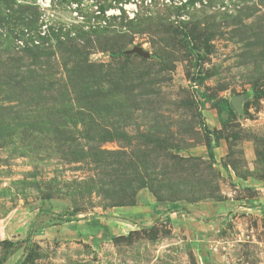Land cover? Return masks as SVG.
Masks as SVG:
<instances>
[{
    "label": "rangeland",
    "instance_id": "1",
    "mask_svg": "<svg viewBox=\"0 0 264 264\" xmlns=\"http://www.w3.org/2000/svg\"><path fill=\"white\" fill-rule=\"evenodd\" d=\"M138 195L183 224L98 246L60 227ZM226 195L263 209L264 0H0V264H264L179 212Z\"/></svg>",
    "mask_w": 264,
    "mask_h": 264
},
{
    "label": "crops",
    "instance_id": "2",
    "mask_svg": "<svg viewBox=\"0 0 264 264\" xmlns=\"http://www.w3.org/2000/svg\"><path fill=\"white\" fill-rule=\"evenodd\" d=\"M246 203L248 202H243L226 195L223 201L213 202L204 200L195 204L191 203L187 206L186 210L179 212H181V215L187 214L188 219H186L185 222L187 226H189L188 223L193 222L200 226V229H205V232L196 230L194 233L198 235V237L205 236L204 239L206 241H211L213 250L215 249L217 251L219 244H221L223 248H227L229 244L239 245L241 242L249 240L252 243H256L259 250H261L260 252H263L262 245H264V239L260 236V232L263 228L262 222L264 224V206L262 210H257L252 207V210L250 209L248 211L245 210L246 212H242L245 209L243 206H245ZM165 208L166 206H163L162 203L156 201L151 196L146 195L142 197L138 195L134 205H123L110 208L105 211V215L103 216L88 220L70 221L65 223L66 226H63L65 225L63 224L60 225V227L71 230L69 232L71 235L69 238L82 239L93 246H98V243L101 241L105 243L107 241L109 242L115 236L125 235L137 226L146 227L153 223H157L163 220L164 217H171L175 231H177L176 227L183 223L179 222V224H176L174 215L177 214V212L170 210L165 211ZM157 210L160 211L157 212ZM232 210H239L238 215L232 218L234 226L233 231H230V233L233 237L223 239V218L220 215L224 211L230 212ZM198 211L200 213L204 212L203 216L205 215L208 218H206L205 221L200 220ZM188 233L190 232L188 231ZM63 235L65 234L63 233ZM216 255H218L216 256L217 259L226 257V253L224 252L217 253ZM240 260L241 259H238V262Z\"/></svg>",
    "mask_w": 264,
    "mask_h": 264
},
{
    "label": "water",
    "instance_id": "3",
    "mask_svg": "<svg viewBox=\"0 0 264 264\" xmlns=\"http://www.w3.org/2000/svg\"><path fill=\"white\" fill-rule=\"evenodd\" d=\"M126 53H137V54H139L140 56L145 57V58H149V57H150V53L144 51L141 47H135V48H133L132 50L127 51ZM242 99H243L242 96H235V97H233L232 100H231L233 106H234L236 109H238V110L240 109V105H241V100H242Z\"/></svg>",
    "mask_w": 264,
    "mask_h": 264
},
{
    "label": "trees",
    "instance_id": "4",
    "mask_svg": "<svg viewBox=\"0 0 264 264\" xmlns=\"http://www.w3.org/2000/svg\"><path fill=\"white\" fill-rule=\"evenodd\" d=\"M186 39H188V38L186 37ZM190 43H191L190 40H186V44H187V45L190 46ZM219 109H220V111H227V110H232L233 108H232V105H231V103H230L229 101H222V102L220 103ZM209 153H210V156H211V157H214V152H213L212 148L209 149ZM135 203H136V202H135ZM135 203H134V204H135ZM134 204H132V205H134ZM70 221H71V220H70Z\"/></svg>",
    "mask_w": 264,
    "mask_h": 264
},
{
    "label": "built area",
    "instance_id": "5",
    "mask_svg": "<svg viewBox=\"0 0 264 264\" xmlns=\"http://www.w3.org/2000/svg\"><path fill=\"white\" fill-rule=\"evenodd\" d=\"M250 207H252V205L245 204V206H243V208H247V209H249Z\"/></svg>",
    "mask_w": 264,
    "mask_h": 264
}]
</instances>
